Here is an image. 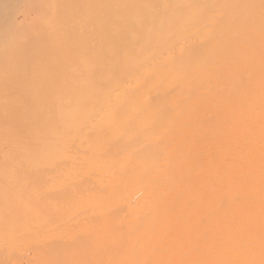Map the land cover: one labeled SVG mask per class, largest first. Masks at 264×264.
<instances>
[{"label":"bare ground","instance_id":"bare-ground-1","mask_svg":"<svg viewBox=\"0 0 264 264\" xmlns=\"http://www.w3.org/2000/svg\"><path fill=\"white\" fill-rule=\"evenodd\" d=\"M137 1H134V4H136V6H141V11H143L144 13L139 12V14L141 13V17L139 18L138 12H134L136 8L134 9L131 5L128 6V9L130 6V8L133 9H130V11H128L130 12L128 13V17H130V21L132 19L131 23L134 22L136 24V27L134 26L136 29L133 30L132 27H130L131 29L129 27H127L126 29L129 38H126V40L128 39L129 41L127 40L128 43L127 41V44L125 43L127 46L125 44H123L124 46H122V52L125 50V54H122L123 58L119 59L120 61L116 62L114 60L118 58H115L117 55L113 54V57L115 56V59L113 58L114 60H112V58L109 59V57H106V55H109L110 52L112 54V48L110 47L112 44L110 43L111 41L108 43L109 39L106 43L107 45L109 44V47L111 48L110 50L108 46H102L103 44L105 45V43H99L102 45H98L99 47L97 46L98 49H101L102 46V48L104 47L110 51L109 52L106 51V49H101L102 52L104 50V54L107 53L105 55L103 54L104 57H102L101 54L99 55V53L97 54V51L96 53L94 52V55L97 58H92L95 56L91 57V55L84 56L86 55L84 50H80V52L83 51L82 55L79 52L80 56L82 57H80L81 59L79 58L81 61V72L79 71L78 75L80 74V76L79 78H77V75V77L73 75L76 72L74 71L73 73L72 71L71 75L73 78L69 77L70 79H68L69 82L67 84L69 86H66L67 88H70L71 92L73 90V94L71 95V97H69L68 95H64L66 94L64 93L65 87L63 89V87L61 86L63 92L61 91L62 89L60 91L62 94H64H59L58 96V92L57 95H55L57 96L55 105H57L56 107L54 106V110H56L55 116H57V122L55 121V119L54 121L52 120L53 122H55V124L51 122L53 123L52 125L55 126V131H53L54 133L52 135L53 137H51L52 140H55V142H53L56 145L54 144L55 149L53 148L55 151L52 152V150V154L49 153L50 156L52 155L51 164H55L56 166L57 164H59V167H61L60 165L63 164L64 166H62L61 169L65 167V165L67 166L66 161L68 159L72 164L73 161H71L70 157L66 159V157L69 155V152H67V156L66 153L63 152L67 150L69 146H72L73 142L71 143V140L73 137L76 138L75 140L77 142H75V140H72L76 144H73V147H71V149L68 148L70 149V151H74V154L71 151L70 154L72 153V155L69 156H72L75 159L78 158V156L76 155L78 153L80 154L81 151L80 149V151H76L78 153L75 152V150L79 148L78 145L82 148H84L85 146L88 147V152L86 148H84L86 149V152H84V149L81 151L86 155L88 153L87 157L85 155V157H81L82 153L79 156V159L82 158L83 164H78L76 160L71 157L75 162H73V164L77 163L78 167L79 165H85L87 166L86 168H89V163H86V161L88 160L90 163L94 162V165H97L95 163L100 164L102 158L101 156L107 157L109 153H114L115 155H109H112V157L115 156L114 158L117 159L118 157L115 151H119L122 146H134L131 147L134 150L130 149L129 147L126 148L128 149V151H132V153L130 152L131 155L127 150H122L123 153L127 151V153L129 154L127 155L129 157H127L126 155L123 156L125 157V160L124 158L120 157L122 160L118 161V163L120 164L121 162H123L121 164L122 167L126 165V168H129L133 171H128V169H126L127 173L132 172V176L130 175V177H133L132 180L134 179L135 181H131V179H129L131 182H134V184L136 180H138L135 177L136 175L140 176L145 172L150 174V176L148 174L149 178L145 179L146 184L144 186L143 184L145 181L142 176L140 177L143 180H139L141 182L143 181V184L138 181L140 183L137 182L138 185H136L138 187L139 184H141L146 189V187L149 186L147 185L148 182V184L150 183L151 186L150 190L147 187L146 191L149 190L150 192L146 193L145 191L144 195L147 194V197L145 195L144 199H142L141 202H137L134 204L133 202L137 200L133 201V197L128 196L129 193L132 194V191L130 192L129 190H127L126 186L128 185V188L133 187L134 184L133 186L129 185L132 183H126V186L124 185L125 182L122 184L124 187H126L123 189L128 191L127 192L123 190L128 193H126L127 195H125V193H123L122 191L120 192V194L123 193L126 197H124V199L121 201V204H124L123 206L126 205L127 207L123 212L125 213V211L128 210L137 212V216V213H133L136 217V219L134 217L135 220H133V224L138 223V227H136L134 230L132 227V220H127V218H130L131 213H128L130 214L129 216L128 214H121L118 219L116 218L117 222L114 221L115 216L113 215L114 220L111 223H119V225H122V228L123 224L125 223V228L128 231L126 232L127 234L125 236L127 238L123 237L122 239L123 241L127 239V243L123 244L122 241L117 242L116 240L113 241L110 238H105V235L103 233L105 232V230L103 231L102 229H100L101 226L103 227V224V229H106V222H109L111 219H109V221H107L108 219L105 221V219L101 217V219L103 218L101 221V219H99V216L101 214L99 213L98 215L96 214L97 216L95 215L96 217L93 215L95 219L97 218L95 221L94 219H92L94 217H89L86 218L87 220H85L86 225H88L89 227L95 222L97 223L98 221H101L100 223L98 222L99 224L97 223V226H99L101 223H103V221H105V223L101 224V226L99 227V229L102 230L103 234L101 236V233L99 232L100 236L102 237V241L108 243V245H106L108 246L109 250L110 248H113L115 250V246L116 248L117 246L122 248L124 257L122 258L123 255H119L122 259H120L118 256L117 258H114H119L122 264H125L123 262V259L126 260L125 262L128 261L127 263H129L130 261L131 264L133 260L139 259L138 256L141 258L143 257V259H145L146 257L147 261L152 258L150 260L151 264H264V238L262 237L264 235L262 234L261 236H257L256 233L258 231L254 230L260 229L262 228V226H264V218H262L264 216V0ZM87 2H89V0ZM111 2L112 4L117 6L120 1L113 0ZM134 4L132 5L135 6ZM68 9L71 15H73V13L76 11V8L72 3H68ZM102 9L100 10L103 11ZM102 16L104 17V15ZM99 19L101 20V18ZM127 21L128 20L126 19V22ZM105 22L108 21L105 20ZM105 22L100 21V23L102 24H106ZM131 23L128 21L127 25H130ZM77 26L80 25L78 24ZM104 27L105 26H103L102 28ZM106 30L104 29V32L102 34H100V32L97 33V39H99L98 36H100V42H102L101 36L104 37V35L106 36L103 41L107 40L108 32H106ZM96 44H98V42H96ZM79 47L82 48L81 46ZM112 47L116 48L114 47V42ZM73 48L76 49V52L78 51L77 45ZM119 51L117 53H119ZM77 55L79 54L77 53ZM89 56L91 58H88ZM38 57L40 58L41 56ZM83 57L85 58L83 59ZM117 63H119L120 65L118 66ZM131 64L133 66H137L132 67L136 71H139L138 73L136 72V75L140 73L138 77L141 79L142 83L136 84L132 82V80L136 78L131 76L133 78L131 80V78L129 77L130 75L127 77L130 78L131 82L127 80V77L123 76L125 74L124 72H127L125 68ZM7 65H9L11 71L19 67L18 60L15 58L8 60ZM27 65H30V63ZM117 68H120V70L124 68V70L126 71L122 72V69L120 73H118ZM131 68L130 66L127 67L128 70H130ZM137 68H139V70ZM151 75H153V81L156 83V85L154 83L153 89L152 87L149 88L150 86L147 87V85H151L150 83L146 84V87L143 86L145 85L143 84L145 80L146 82L152 81L150 79H148L149 81L147 80V78L149 76L151 77ZM154 76L157 78H155ZM54 79V84L60 87L62 83L59 80L62 79H58V77ZM155 79L157 82L155 81ZM157 79H159V81ZM39 80H41V78ZM39 80L37 81L38 84ZM136 80L133 81L136 82ZM160 81L162 82L158 84ZM39 87V89H41V82L39 84ZM59 87H56V91L57 89L59 90ZM160 92L164 93H162V97L159 95L160 100H154L156 102L150 103V101H152L151 95H158V93ZM156 95L155 97L153 96V99H157ZM48 97L53 98L52 96H47V98ZM37 98L38 97L33 99L35 100V103L32 102L34 105L36 104ZM37 105L39 104L37 103ZM135 105L138 107H136ZM29 106H31V104ZM41 107H38L39 110H37L36 107V110L38 112L44 111L45 108H43V104ZM121 107H124L122 111ZM136 109H138V113L136 112ZM33 112L32 109H30L25 114L24 117H26V120L24 121L27 123V125L25 124L27 128L26 126L23 127V130L24 128H26L25 134L23 135V142L21 141L22 143L15 144L14 146H42L40 134L41 131L38 132L37 130L40 127V125H38L37 123L40 122L35 123L36 117L34 118V114H36V112ZM39 118H41V116ZM14 123L16 125L15 121ZM36 124L39 126L36 127L37 132H35ZM54 126L52 127L54 128ZM48 137H50V135H48ZM75 145H77V148L75 147ZM99 145H103L104 148H107L106 151L103 149L101 150V148L98 149ZM95 146H98L97 149ZM106 146H112V150L110 147ZM72 148H74V150ZM109 148L110 152L108 153L107 150ZM103 151H105L106 154L102 155L101 152ZM144 151L149 155L148 158L146 157V155H144ZM61 156H64L63 160H66H64L65 163H63V161L62 163L60 162L62 158ZM28 157L29 158L24 155L23 159H32L30 158L31 156ZM144 157H146L147 159ZM83 158L86 159H84L85 162H83ZM143 159H145V162L149 159L150 162L148 160L146 162V165H148L149 167H155L151 168V170L145 168L147 169L145 172L144 170L141 171L142 166L140 169V165L144 162ZM28 160H26V162L23 160V163H28ZM32 161L33 159L30 161L31 165L30 163H28V167L29 165L31 167L33 166L32 164L35 161ZM79 161L81 160H78V162ZM58 162H60L61 164ZM127 163L130 166L135 165V167L131 166V169L129 165H127ZM119 164L116 169L114 168L115 171H118ZM144 164H142L143 168L145 166ZM25 165L26 166H24L23 164V167L27 168V164ZM105 165L107 167H105L104 165L103 166L105 168H108V163H105ZM56 166L53 167L55 178L53 177L54 175H51L50 172L48 173H50L49 175L52 179L54 178L57 181L59 180L57 179L59 171L60 173H63L65 171L63 174L66 176L67 170L70 171L71 169L63 168V171H61V169L58 168V170V166ZM109 168L108 170L110 171ZM72 169V172H69V177L70 173L73 174V172H76L74 171L75 168ZM82 169H84L83 166ZM27 170L25 171V169L23 168L19 172V174H23L24 172H27ZM29 170H31L30 167ZM105 170L108 171L107 169ZM106 171L103 173L105 176H102V174L100 175L99 172V176L95 177L91 175L94 178L92 177L91 179H88L89 177H85L87 181H89L88 188L91 187V182L95 185H93V187H99L96 184L110 187L109 184L113 183V180L117 181L115 180L116 177L114 179L111 174L109 175V173L111 172H108V174H106ZM115 171H112V174H115ZM123 171V168L122 171L120 169V173H124ZM35 172H37V170H35ZM48 173H46V176H48ZM77 173L80 174L78 171ZM77 173L73 175L75 176L77 175ZM129 173L126 177H129ZM35 175H37V173ZM64 175L62 176V174H60V178L64 177ZM121 175H119L118 177H120ZM38 176L39 175H37V177ZM76 177L78 178V175ZM121 178L124 180L127 179L121 176L120 178H118V180ZM40 179L43 181L42 178ZM48 179L50 180V177H48ZM70 179H74L72 178V175ZM37 181H39V179ZM84 181L86 180L84 179ZM126 181L129 180L127 179ZM159 182H161V184ZM54 183L55 181L53 182V184ZM80 183H82V180ZM84 183H82L81 185H83ZM34 185L36 186L37 190L41 192V190H39V188L37 187L36 180ZM34 185L32 183V185L19 190L17 194L18 199L21 203H23V201L25 203L26 199L23 200L24 195L27 196L28 191L32 188V186L34 187ZM47 185L50 186L49 182ZM42 186L44 187V185ZM81 187H79V192ZM47 188L49 190V187ZM50 190H53V188H51ZM59 190H61L62 193L64 191L63 189ZM54 191L56 190L54 189ZM74 191L78 193V189H75ZM138 191L139 189H137V192ZM31 192L37 193L36 189L35 191H30L29 194H31ZM110 192H108V194H110ZM113 192H111V194ZM133 192H135V190H133ZM137 192L135 194H137ZM135 194L133 195L136 196ZM56 195V197L59 196V194ZM64 195L68 196V194L66 193ZM115 195L117 196V193ZM127 196L130 197V199L132 198L133 200H130L129 198H127ZM66 198L67 197H65V200L62 199V201L64 200V202H66ZM79 199L81 198L79 197ZM74 200L75 197L72 198V200L70 199V201L73 202H70L68 200L70 202L68 206H70V204L71 206H73L74 202L77 203L78 199L76 201ZM64 202H61V205H66L64 204ZM26 204L28 205L26 206V208L28 207L26 210L28 211L29 209L30 211L31 208H33L32 201H27ZM123 206L121 205L122 208ZM63 207L64 206H60V209L58 208V210L60 211H58L59 214L65 211L63 210ZM33 209L34 210L32 211L34 212V215L36 217L39 216V218L41 217L42 219L44 216L43 214H45V212L42 213L44 209L41 210L40 206L38 207V209L36 208V210L35 208ZM106 210L107 209H105V211ZM101 211L105 212L104 210ZM55 212H57V210ZM108 212L109 215L110 210ZM68 213L70 214L69 211ZM140 214L144 216V218H146L148 214L147 221L146 219H144L143 221H139V219L137 218L138 216L139 218L142 217L140 216ZM27 215L29 220L34 219V215L32 214V212H29ZM115 215L118 217V214ZM39 218H36L37 220L35 221H38ZM28 219H26V221L29 224ZM70 220L71 222L69 224L71 225L72 221L74 220H72V218ZM77 220L78 219H76V221ZM80 220H78L79 227L75 224L74 225L76 227H74L73 225L74 228L72 226H69L70 230L72 229V232L69 235H67L66 232L67 238H69L72 233L73 235L74 232L77 233L76 229H80L82 227L83 230L87 228L86 225L81 224L85 223L83 222L82 218H80ZM89 222L92 223L89 224ZM38 223L41 224L39 221ZM39 224L37 226L41 227ZM56 224H54V226ZM83 226L85 228H83ZM97 226L95 227V229H97ZM28 227L30 228V225ZM31 227L33 228L34 226ZM60 228L63 229L62 227ZM90 229L92 228L90 227ZM34 230H36V228ZM70 230L68 232H70ZM120 230L118 231V234H116L117 237ZM123 230L125 229L123 228ZM133 230L135 232H133ZM147 230L150 232H147L148 235H146ZM32 231L31 233L36 232ZM130 231L131 234H129ZM106 232L108 231L106 230ZM137 232L139 234H142L143 236L146 235L150 239L145 240V238H141L143 237L141 235L138 240L137 237L139 236V234ZM87 233L89 234V232ZM87 233H82L81 235L84 236V234L87 235ZM136 233L138 234L137 237ZM91 234L90 236H93ZM121 234L120 237H118L120 239ZM14 235L17 238V235ZM14 235L13 238L15 239ZM34 235V237H36L37 233ZM31 237H33V235ZM117 237H115V239ZM13 238L12 240H14ZM88 238L89 237L85 239ZM98 238L100 239L99 236ZM140 238L144 240L140 241ZM251 239L252 241L250 242ZM73 240L74 239L72 238V241ZM14 241L16 242V240ZM72 241L70 243H72ZM75 241L76 240H74V243ZM92 241L87 240L85 243H91ZM98 242L99 241H97V243ZM104 245L105 243L103 244V246ZM254 246L259 247L260 253L255 252L256 248ZM251 247H254L255 250H251ZM19 249L22 250L21 247L18 248V251H20ZM38 249L37 251H39V253L37 254V251L35 252L34 250L35 259L32 257L31 260L34 261L33 263L31 261L30 264H35L36 262H38L37 260H39V262L36 264L40 263L42 254H40L41 250ZM66 251L68 255L69 251ZM105 251L107 252V250ZM45 253H47V251ZM45 253H43V256L46 255ZM17 254L19 253L17 252ZM38 254H40L41 256H39ZM74 254H76V251ZM92 255L88 256L87 258L86 254L85 259L89 260L90 262L95 261L94 257L96 256L93 257ZM111 255L109 254V257ZM69 257L70 256H68V258ZM78 257L77 259L79 260L80 258ZM110 258L109 260L107 259L106 263H104L111 264L113 262L112 260L114 259L112 258V260L110 261ZM75 259L76 258H74V260ZM16 260L17 259L14 258V262ZM25 260H27V258ZM74 260H72L74 264H79V262H81V260L79 262H74ZM119 260L118 262H120ZM146 260H144V262L147 264ZM6 261L8 262H6V264H9V262L13 260L9 259ZM29 261L30 257L28 259V262ZM19 262L17 263L19 264ZM86 262L88 264V261ZM137 262L138 264L141 263L140 260ZM26 263L27 261H25L24 264ZM81 263L83 264V262ZM95 263L93 262V264ZM135 263L133 262V264ZM41 264H43V262Z\"/></svg>","mask_w":264,"mask_h":264},{"label":"rangeland","instance_id":"rangeland-1","mask_svg":"<svg viewBox=\"0 0 264 264\" xmlns=\"http://www.w3.org/2000/svg\"><path fill=\"white\" fill-rule=\"evenodd\" d=\"M87 1L88 0H68V1L67 0H0V130H1L0 131V238L2 236V238L0 239V264H6V262H7L6 260H9V259L13 260V261H11L12 263L9 262V264H14V263L18 264L17 262H19V261H20L19 264H24L25 261H27V263H29V264H30L31 261L33 263L34 260H31V259H32V257L35 259L34 250L36 252L38 248H39L38 250H41L40 254H42L41 261H40L39 264H41L42 262H43V264H54V263L55 264H72L73 263L72 260H74V258H76L74 260V262H79L81 260V262H83V264H87L86 261H88V264H90V263L93 264V262L95 263V261H96L95 264H98V263L99 264H101V263L105 264L107 262V259L109 260L110 257H111L110 261L112 260V258L113 259L115 257L117 258V256L120 259H122L124 257V252H123L122 248L118 247V246L116 248V246H115V250L113 248H110V250H109L108 246H107L108 243L102 241V237H101L103 235L102 234V230L103 231L105 230V232H103L104 235H105V238H110L111 240H113V241L116 240L117 242L118 241H122L123 244L127 243V241H126L127 239H125L127 237H125V236L127 234L126 232H128V231L125 228V225H124L125 223L123 224V228L126 231L123 230L121 224L119 225V223H116L117 222L116 218L118 219L121 216V214L124 213L123 211L126 210V208H127L126 205L123 206L124 204H121L122 203L121 201L125 197L123 193H125V195H127L128 194L127 190H129L130 192L132 191V194L129 193L128 196L133 197L134 200L132 198L130 199V197H128V196H127V198H129L130 200H133V201L137 200V201L133 202L135 204L137 202L138 203L141 202L142 199H144L145 195L147 197V194L144 195V193H145L147 187L149 188V190H150V187H151L150 183L148 184V182H147V185H149V186H147L146 189H145V187H143L146 184V180L145 179H148L149 176H150L149 173L145 172L147 170L145 168H148V170H151V168L155 167V166L149 167L148 165H146V162L149 159L146 160V162H145V159H143L144 162H145V164H144V162L142 163V164L145 165L144 168H143L142 164L140 165V169H141V166H142L141 171L144 170V172H145L142 175H140V176H142V178L145 181L144 184L142 183L143 181L142 182L140 181V180H143V179H141V177L139 175L135 176L136 179H138V180H136L135 184H134V182H131V181L134 180V179L132 180L133 177L132 178L130 177V175L132 174L133 171L130 170L129 168H126V165L124 167H122L121 164L123 162H121L120 164L118 163V161L122 160L120 157L124 158V160H125V157H123V156L126 155L127 157H129L128 155L129 154L131 155L132 151L131 150L128 151V149H126L129 146H124V147L122 146V148L119 151H117V152L115 151V153H116V155L118 157L117 159L114 158L115 156L112 157V155L114 153L113 154L109 153L110 152V148L112 146H106V147H110L107 151H108L109 154H112V155H109L108 153L107 154L111 158L108 157V156L107 157L106 156H101L102 158H101L100 164L99 163H95L97 165L99 164L98 166L94 165V162L90 163L89 160L87 159L88 161H86V163L87 162L89 163V165H90V167L88 166L89 168H86L87 166H85V165H79V167H78L77 163L78 164L82 163V158L81 157L84 156V155L87 157V155H88V153L86 155V154L82 153L81 151L84 148L87 149L88 147L85 146L84 148H82V147H80L78 145L79 148H77L76 147L77 145H75V147L78 149V150L76 149L75 152L76 151H80V149H81V151H80V154L82 153V155L80 157L81 159H79L80 154L78 152H76V153L79 154V155L78 154L76 155V156H78V158H76V159L74 157H72V156H69V155H72V153L70 154V152L72 151V150L70 151L71 147H73V144H76L75 142H77L75 140L76 139L75 137H73L74 139L72 138V140H75V142L71 140V143L73 142L72 146L68 147L70 149L67 148V150H69V151L65 150L63 153H66V156L69 154L66 157V159H68V157H70L71 161L74 162V159H75L77 163L73 164V162H72V164H71L69 159L67 161L64 159L66 161L67 166L65 165V167H63V168L64 169L65 168H68V169L75 168L74 171H76V172H73V174H76L77 171L79 173H80L81 170L82 171H81L80 174L77 173L78 178L76 177L77 175L74 176L73 174L70 173V177L72 175V178H74V179H70V177H69V172H72L73 169H72V171H71V169H70V171L67 170V173H66L67 177L63 174L65 171L63 173H60V171H59V175L57 176V179H59L58 180L59 182L54 179L55 178V175H54L55 173L53 171V167L56 166V165L55 164H51V162H52V157L51 156L52 155L50 156L49 153H51L52 150H53L52 152L55 151L54 147L56 145L54 143L55 140L54 139L52 140V137H53L52 135L54 133L53 131H55L54 130L55 126L52 125V124L53 123L55 124V122H53L54 119L57 122V120H56L57 116H55L56 115V110H54L56 105H57V104L55 105V102L57 101V98H56L57 96H55V95H57V93L59 92L58 96H59V94L63 95L64 93H66L64 95H68L69 97H71V95L73 94L72 93L73 90L71 92L70 88H67L69 86L67 84L69 82L68 79H70L69 77H72V75H71L72 71H73V73H74V71L76 72L75 74H73V73L72 74L74 76L77 75L78 76V77L76 76L77 78H79V76H80V74L78 75V72L81 70V64H80L81 61H80V59L82 57L80 56V53H81V55L83 54V51L80 52V50H84V52L86 54L84 56H88V55H91V57L95 56L94 54L97 51V54L99 53V55L101 54V56L104 57L103 54H104V50L106 48H104V47L102 48V46H108L109 47V44L107 45V43H106L108 41V39H109L108 43L111 41L110 43L113 45V42H114V47H116V48H113L112 45L110 44L111 45L110 47L112 49L109 47V50L111 49L112 54H111V52L109 50L106 49V51H109L110 54H111L110 55L108 53L110 56L106 55V57H109V59L112 58V60H114L115 58L118 57L117 58L118 60L116 59L114 61H116V62L120 61L119 59L123 58L122 54H125V52H124L125 50L122 52V50H123L122 46H124L123 44H125L126 41L129 39L128 38V32L126 31V29H127V27H129V28L132 27L133 30L136 29L135 28L136 24L134 22L131 23L132 19L130 21V17H128V15H129L128 13H130L128 11H130V9H131L130 7L132 6L134 9L136 8L135 11H134L135 13H136V11L138 12V14H139V12H141V13L143 12V11H141L142 10L141 6H136V4H134L135 3L134 1H137V0H119L120 2H119V4L117 6L112 4L111 1H113V0H96V1L95 0H92V1L89 0V2H87ZM93 1H94V3H93ZM68 3L74 4V7L76 8V11L73 13V15H71V13L69 12ZM85 3H88V4H85ZM131 3L134 4L135 6H133ZM129 5H131V6L128 9ZM138 5H139V3H138ZM100 6H102L103 9ZM98 9L99 10L102 9L103 11H101V10L99 11ZM116 9H117V11H116ZM104 10H105V12H104ZM131 10H133V9H131ZM141 13L138 16L139 18L141 17L140 16ZM138 14H136V15H138ZM102 15H104V17ZM105 15H106V17H105ZM142 16H144V15H142ZM102 17L105 20H107L108 22H105V20ZM99 18H101V20ZM126 19L131 23L130 25H127L128 21L126 22ZM100 21L101 22L104 21L107 25L104 24V23L103 24L100 23ZM77 23L80 26H77L78 25ZM103 26H105V27L102 28ZM106 28H107V30H106ZM129 28H128V30H129ZM104 29L106 30V32H108V34H107L108 38L106 37L107 40L103 41V39H105L106 35H104V37L101 36V41L102 42H100V36H98L99 39H97V33L100 32V34H102L104 32ZM126 38H128V39L126 40ZM24 40H26V41H24ZM128 41H127V43H128ZM96 42H98V44H96ZM99 43H102V44L105 43V45L104 44L102 45V44H99ZM95 44H96V46H95ZM39 45H41V46H39ZM76 45L78 46V51L77 52L75 51L76 49L73 48ZM98 45L99 46L102 45L101 49H104L103 52H102L101 49L97 48ZM79 46H81L82 48H80ZM95 48H97V49H95ZM94 49H95V51H94ZM118 51H119V53H117ZM115 52H116V54H115ZM77 53L79 55H77ZM105 54H107V53H105ZM113 54L117 55V56L116 57L114 56L115 57L114 58ZM118 55L119 56L121 55V56L119 57ZM38 56H41V57L39 58ZM91 57L89 56L88 58H91ZM13 58L18 60L19 67L16 68L17 70L15 69V70L11 71L10 70L11 68H9V65H7V63H8V60L13 59ZM84 58L85 57H83V59ZM92 58H97V57L95 56V57H92ZM29 63H30V65H27ZM119 63H121V62H119ZM119 63H117L118 66L120 65ZM118 66H116V67H118ZM128 66H130V68H131L133 65L131 64V65H128ZM127 67L125 68L127 70V72H124L126 70H124V68H122L123 69L122 72L125 73L124 75L121 73L123 76L127 77V76L130 75L129 77L131 78V80L133 79L132 77L136 78L137 80L140 79L138 77L140 73L136 75V72L138 73L139 71H136L133 68V67H137V66H133L130 70H128L129 68L127 69ZM137 69L139 70V68H137ZM121 70L119 68L118 69V73H120ZM14 71H16V72H14ZM131 71H132V73H131ZM39 76H41V77H39ZM57 77H58V79H62V80H59L62 84L64 82V84L63 85L61 84L60 87L56 86L54 84V80H55L54 78H57ZM76 77H75V79H76ZM152 77H153V75H151V77L149 76L147 78V80L150 79L152 81L151 82H146V80H145L146 83L144 82L143 84H145V85H143V86L146 87V84L150 83L151 85H147V87L150 86L149 88L152 87V89H153L154 88L153 85H154L155 82L153 81L154 78H152ZM40 78H41V80H39ZM130 78H128L127 80L130 81ZM155 78H157V77H155ZM160 78H162V77H160ZM136 79H133V80H136ZM38 80H39V84L41 82V89H39L40 87H39V84L37 82ZM133 80H132V82H134L136 84L137 83L138 84L142 83L141 79L138 80V81L136 80V82L133 81ZM157 80L159 81V79H157ZM155 81H156V79H155ZM162 81H160L158 84H160ZM155 85H156V83H155ZM55 86L57 88L59 87V90L57 89V91H56V87ZM61 86L63 87V89L65 87V92L63 94L61 93V91L63 92V89H62ZM66 89H67L68 93L66 92ZM40 90H41V92H40ZM38 93L40 94V96H39ZM162 93L160 92V93H158V95L155 94L157 99H153V96L155 97V95H153V96L151 95V97H152L151 100L152 101L149 100L150 103H154V102L160 100L159 97L163 96ZM30 95H32V96H30ZM47 96H52L53 98H51V97L47 98ZM36 97H38L39 99L38 98L36 99V104H35L36 106H35L33 104V103H35L34 102L35 100H33V99H35ZM41 98L43 100L44 99L45 100L43 101ZM46 100H48L49 102L46 101ZM154 100H156V101H154ZM37 103L39 105H37ZM30 104H31V106H29ZM42 104H43V108H45V110L43 109L44 111H39L40 112L39 113L37 110H39L38 107L39 106L41 107ZM36 107H37V110H36ZM136 107H138V106H136ZM27 108L32 109V112L34 111L33 113L36 112V114H34L35 115L34 118L36 117L35 123L36 122H40L41 123V124L37 123L38 125H40L41 130H40V127L36 124L35 125V132H37L36 131V129H37L36 127H39V129H37V130H38V132L41 131L40 134H41V145L42 146H14L15 144H20V143L23 142L22 141L23 140V135L25 134V129L27 128V126H26L27 123L24 121V120H26V117H24V116L27 113V111L30 110V109H27ZM33 108H34V110H33ZM121 108H122L121 109V111H122L124 109V107H121ZM26 109H27V111H26ZM41 110H42V107H41ZM137 110L138 109H136V112H137ZM23 112H25V113H23ZM54 112H55V114H54ZM125 112H126V110H125ZM38 114H39V116H38ZM40 116H41V118H39ZM14 121L16 122V125H15ZM51 122H53V123H51ZM25 126H26V128H24V130H23V127H25ZM52 126H54V128ZM45 132H47V133H45ZM6 133H8V134H6ZM9 133H11V134H9ZM46 134L50 135V137H48V135H46ZM19 139H21V140H19ZM15 140H17V141H15ZM95 147L97 149L98 146H95ZM131 147H134V146H130L129 148L132 149ZM100 148H101V150L103 149L105 151L107 149V148H104L103 145L102 146L99 145L98 149H100ZM72 149L74 150V148H72ZM86 149H84L85 150L84 152H86ZM111 150H112V148H111ZM122 150L123 151L127 150L129 154L127 153V151L123 153ZM132 150H134V149H132ZM105 151H103L104 153L101 152V154L102 155L106 154ZM67 152H69V153L67 154ZM72 152L74 154V151H72ZM87 152H88V149H87ZM119 152H122V153H119ZM26 154H28V155H26ZM24 155L27 156V158H29L28 156H31L30 158L33 159L32 162L35 161L32 165L35 166V167H33V166L31 167L30 166L31 165L30 161L32 159H29V160L28 159H23ZM63 155H65V154H63ZM144 155H146L147 158L149 157V155L145 151H144ZM71 157L74 158V159H72ZM146 157H144V158H146ZM44 158L46 159V161H45ZM63 158H64V156L61 158V161L59 159V161L61 163H62V161H63V163H65ZM108 158H109V160H108ZM77 159L81 160V161H79L80 163L78 162ZM84 159L85 158H83V162H85V160H86V159L85 160ZM105 159H107L108 162ZM23 160L25 162H26V160H28V163H30L29 167H30L31 170H29L28 163H23L24 162ZM60 162H58V163H60ZM149 162H150V160H149ZM86 163H84V164H86ZM105 163H108V168L111 167V168H109L110 171L108 170V168H105V167H107L106 166L107 164L105 165ZM23 164H24V166H26L25 164H27L28 170H27L26 167H23ZM109 164H110V166H109ZM118 164H119V167H118L119 169H118V171L117 170L115 171L114 168L116 169ZM47 165L48 166L54 165V166L48 167ZM75 165L77 166V168H76ZM127 165H129V164L127 163ZM57 166H56L57 169L58 168L61 169V167L64 166V165L62 164V165H60L61 167H59V164H57ZM73 166H75V167H73ZM82 166L84 167V169H82ZM131 166L135 167V165L134 166L131 165ZM131 166L129 165L130 168H131ZM120 167L123 168V170H124L123 172L124 173H120V169L122 171V168H120ZM20 168H22V169L24 168L25 171L27 170V172H24L25 174L24 173L23 174H19V172L22 170ZM63 168L61 169V171H63ZM98 168H100V169H98ZM101 169H103V170H101ZM105 169H107L108 171H106ZM126 169H128V171H132L131 173L128 172L129 173V177H126V176H128V173H127ZM35 170H37V172H35ZM104 170L106 171V174H108V172H111V173H109V175L111 174L112 177H114V179L116 177L115 180H117V181L113 180V183L114 182L115 183L114 184L113 183L109 184L110 187L109 186H101L99 184H96L99 187H93L94 184H92V182H91L90 183V186H91L90 188L91 189L88 188L89 187V184H88L89 181H87L86 178L89 177L88 179H91L93 176H95V177L99 176V172H100V175L102 174V176H105L103 174L105 172ZM111 170L115 171L114 172L115 174H112ZM48 172H50L51 175H54L53 176L54 180L51 178V176L49 175L50 173H48ZM52 172H53V174H52ZM36 173H37V175H39L38 176L39 178L37 177V175H35ZM46 173H48L47 174L48 176H46ZM60 174H62V176L64 175L65 178L64 177L60 178ZM146 174H147V176H146ZM148 174H149V176H148ZM43 175H45L47 178L45 176H43ZM87 175H89V176H87ZM91 175H93V176H91ZM119 175L123 176V178H125V179L127 178L129 181L131 179V181L129 182V181H126L127 179L124 180L122 178L118 180V178L121 177V176L118 177ZM137 176H138V178H137ZM144 176H146L147 178L144 177ZM48 177H50V180L48 179ZM40 178H42L43 181ZM67 178H69V179H67ZM83 178L86 181H84ZM38 179H39V181H37ZM35 180L37 182V187L39 188V190H41V192L38 191L36 186L34 185L35 184ZM46 180H48V181H46ZM81 180H82V183L85 182L84 184L88 185V186H85L84 184H83L84 186L81 185L82 184V183H80ZM120 180H121V182H120ZM54 181H55V183H54L55 185L53 184ZM61 181H62V183H61ZM138 181H140L143 184V186L141 184H139V186H138L139 188H138L136 186V185H138V183H140ZM40 182H41V184H40ZM48 182H49L50 186L47 185ZM32 183H33L37 193H32L31 192V194H29L30 191H32V190L35 191L34 187L32 186V188L28 191V195L27 196L24 195L23 200L26 199L25 203H24V201H23V203H21L19 201V199H18V194L17 193L19 192L20 189H23L24 187L32 185ZM123 183H124V185L126 183H128V184L132 183V184H129V185L133 186V184H134V186H136V187L133 186L135 189L133 187H129L128 188V185L127 186L125 185L127 187V190H125L123 188H126V187H124L122 185ZM159 183L161 184V182H159ZM64 184L66 185V187H65ZM42 185H44V187ZM111 185H112V187H111ZM78 186L79 187L82 186L80 188V192H79V187ZM47 187H49V190H48ZM51 188H53V190H50ZM54 189L56 191H54ZM59 189H63L65 192L63 191V193H62V191L59 190ZM75 189L76 190L78 189V193L79 194L76 191H74ZM81 189H82V191H81ZM112 189H113V191H115L117 189L115 191L117 193V196L115 195L116 193L112 191ZM137 189H139L138 192H137ZM123 190H125L127 192H125ZM133 190H135V192H133ZM149 190H147L146 193H149L150 192ZM50 191H52L53 193L50 192ZM57 191H60V192H57ZM110 191L113 192V193L111 194ZM121 191L123 193L120 194ZM54 192H55V194H54ZM108 192H110V194H108ZM136 192H137V194H135ZM139 192H140V194H139ZM24 193H27V192H24ZM61 193H62V195H64L66 193V194H68V196L67 195L66 196L65 195L62 196ZM56 194H59V196L56 197L57 196ZM133 194H135L136 196H134ZM71 196H73V197H71ZM121 196H122V198H121ZM65 197H67L66 198L67 201L68 200L70 201V199L72 200V198L75 197L74 201H76L78 199L77 203H79V204L74 202L73 206H71V204H70V206H68V204L70 202H73V201H70V202L68 201V203H67V201L64 202ZM79 197L81 199H79ZM62 199H64V200L62 201ZM110 199H112V200H110ZM117 199H119V200H117ZM138 199H140V200H138ZM27 201L28 202L32 201V206H33V208H35V210H36V208L38 209V207L40 206L41 210L44 209V211H42V213L45 212V214H47V215L43 214L44 216L41 219V217L39 218V216L36 217L34 215V212L32 211V210H34L33 208H31L30 211L28 209V211L32 212V214L34 215V219H32V220L30 219L31 220L30 221L28 219V215H27L29 212L26 210L28 208V207L26 208V206H28L26 204ZM61 202L62 203L64 202V204H66V205H61L62 204ZM24 204H26V205H24ZM120 204L123 206V208L121 207ZM60 206L61 207L64 206L63 210H65V211L68 210L70 212V214L68 213V211H66V212L64 211V212L59 214L58 213V211H59L58 208ZM124 207H125V209H124ZM83 209H84V212H83ZM105 209H107V210L105 211ZM56 210H57V212H55ZM81 210H82V212H81ZM101 210H104L105 212H103ZM109 210H110V214L108 215V213H109L108 211ZM26 211H27V213H26ZM130 211L131 210L125 211L124 214L131 213V215H133V216H131L130 214H128V216L130 215V218H127V220L128 219L132 220V227L135 230V228L138 227L137 226L138 223L135 222L136 224H133V220L136 219L134 214H136L137 212H134V211L130 212ZM55 213H57L58 215L55 214ZM99 213L101 214L99 216L100 218L98 217L99 219H101V217H103L105 219V221L107 219H108L107 221H109V219H111L109 222H106L107 226H105V227H107V228L103 229V227H104L103 223H105V221H103V223H101V224H103V227L101 226V224L99 226H97V223L98 222L100 223L102 221V219H103L102 218L101 221H98L97 223L95 222V223L91 224L90 227L92 229H90V227L88 225H86V221H85V220H87L86 218H89V217L92 218L96 214L98 215ZM105 213H106V215H105ZM40 214H41V212H40ZM83 214H85V215H83ZM115 214H118V217ZM111 215H112V218H111ZM137 215H138V213L136 214V216ZM140 216H142V215L140 214ZM29 217H30V214H29ZM35 217L39 218L41 220L40 221L38 219V221L41 224H39L38 221H35V220H37ZM95 217L92 218V219H94V221L97 219V218L95 219ZM113 217H114L115 220L113 219ZM125 217H126V215H125ZM134 217H135V219H134ZM147 217H148V214H147ZM147 217L144 218V216H142L141 218H139V216H138L137 219H139V221H143L144 219H146V221H147V219H148ZM71 218H72V220H74L75 218L80 220V218H82L83 222H85V223L84 224L81 223V224L82 225H86V227H87V228H85L83 226V228H85V229H83L84 231L82 230V227L80 228L81 231H80L79 228L76 229L78 235L80 234L79 236L77 235L76 232L73 231L74 235L72 233L70 235V237H72L74 240H76L75 243H74V240L72 241V238H70L69 236H68L69 238H67V235H69L72 232L71 231L72 229L70 230L69 226L73 227V225L75 224L76 226L78 225V227H79L78 220L76 221V219L74 221H72L73 224L72 223H71V225L69 224L71 222V220H70ZM262 218H264V216ZM26 219L29 220L28 221L29 224L27 223ZM67 220H68V222H67ZM113 220L116 221V222L115 223H111ZM131 220H128V221H131ZM136 221H138V220H136ZM261 221H262V219H261ZM263 221H264V219H263ZM37 223L41 227H38ZM61 223H63V224H61ZM90 223H92V222H89V224ZM54 224L59 225V226H56V225L54 226ZM115 224H118L119 226L115 225ZM29 225H30L31 230L28 227ZM75 225H74V227H76ZM93 225H95V226H93ZM31 226H34V227L32 228ZM96 226H97L98 230L95 229ZM100 226H101L100 229H102V230L99 229ZM60 227H62L63 229H61ZM222 227H223V225H222ZM35 228H36V230H34ZM40 228H41L42 231L40 230ZM37 229L39 230V232H38ZM117 229H119L120 232L122 233L121 234L119 232V235H118V237H120V234H121V239L116 236V234H118V231H119ZM32 230L36 231V232H33ZM69 230H70V232H68ZM94 230L95 231L97 230V231L95 232ZM106 230L109 233L106 232ZM111 230H112V232H111ZM134 230H133V232H135ZM148 230L146 231V233L149 232ZM254 230L258 231L256 233L257 236L258 235L261 236L262 234L264 235V233H263L264 232V226H262V228H260V229H254ZM254 230H252V231H254ZM259 230H260V232H259ZM31 231L33 233H31ZM90 231H91V233L92 232L93 233L91 234ZM150 231H151V229H150ZM261 231H262V233H261ZM66 232H67V235H66ZM87 232H89V234ZM99 232L101 233V236H100ZM13 233L17 235V238H16V236ZM36 233H37V235H36V237H34L35 236L34 234H36ZM75 233H76V235L78 237L75 235ZM82 233H85V234L87 233V235L84 234V236H83V235H81ZM137 233H136V237L139 234V233L138 234ZM259 233H261V234H259ZM31 234L33 235V237H31L32 236ZM61 234L62 235L64 234V235L62 236ZM90 234L93 235V236H90ZM129 234H131V231L129 232ZM13 235L15 236V239L13 238ZM122 235H124V236H122ZM141 235L142 234H139V236L137 237L138 240H139V237ZM146 235H148V233ZM146 235H144V236L142 235L143 237H141V238H145V240H149L150 238H148ZM85 236H87L89 238L85 239V238H87ZM98 236L100 237L101 240L98 238ZM83 237H85V238H83ZM115 237H117V238L115 239ZM123 237H125L124 238L125 241L122 240ZM262 237L264 238V236H262ZM12 238L14 240H16V242L14 240H12ZM75 238H77L78 240L75 239ZM141 238H140V241L144 240V239H141ZM69 239H70V241H69ZM84 239L86 241L87 240H89V241L93 240V241L91 243L87 242L88 243L87 244V243H85L86 241ZM18 240H19V242H18ZM71 241H72L73 244L70 243ZM97 241H99V242L97 243ZM251 241H252V239L250 240V242ZM148 242H152V241H148ZM104 243H105V245L103 246ZM60 244H61V246H60ZM145 244H147V243H145ZM16 245L22 248V250L19 249L21 252L18 251L19 247H17ZM42 245H43V247H42ZM62 245H63L65 250L63 249ZM69 245H71V246H69ZM149 245H150V243H149ZM60 247H62V248H60ZM254 247L256 248V250H255ZM254 247H251L252 248L251 250H253V251L255 250V252L260 253L259 247L258 246H254ZM59 248L61 249V251H60ZM66 248H69V249H66ZM15 249H17V250H15ZM14 250H15V252H14ZM66 250L69 251L68 255H67V251ZM105 250H107V252ZM119 250H121V251H119ZM46 251H47V253H45ZM75 251H76V254H74ZM114 251H115V253H114ZM17 252L19 254H17ZM37 253H39V251H37L36 254ZM43 253H45L46 255L43 256ZM107 253H108V256H107ZM40 254H38V255L41 256ZM86 254H87V256H86ZM109 254L110 255L112 254V255L109 257ZM27 255H28V257H27ZM91 255L93 257L96 256V257H94L95 261H93V262H90L89 260L85 259L86 257L88 258V256H91ZM102 255H103L104 258L102 257ZM119 255H123L122 258ZM68 256H70V257L74 256V257L73 258H70V257L68 258ZM29 257H30V261L28 262ZM77 257L80 258V259L78 260ZM14 258H16L19 261L16 260L17 262L16 261L14 262ZM26 258H27V260H25ZM119 258L112 260L113 262L111 264H117V263L118 264H122V262L119 260ZM138 258L139 259H135L134 258L135 260L132 259L133 261H132L131 264H133V262L135 263L136 260L137 261L140 260L141 263L146 264L144 262V260H146V257H145V259H143V257L141 258V257L138 256ZM57 259H58V261H57ZM141 259H143V260H141ZM151 259L152 258H150V260ZM118 260L121 263L118 262ZM150 260L149 261L146 260L147 264H149L151 262ZM37 261L39 262V260H37ZM125 261L126 260L123 259V262L125 264H130V261H129V263H127L128 261L127 262H125ZM137 261H136V263L138 264ZM38 262H36V263H38ZM81 262H79V264ZM141 263H139V264H141Z\"/></svg>","mask_w":264,"mask_h":264}]
</instances>
